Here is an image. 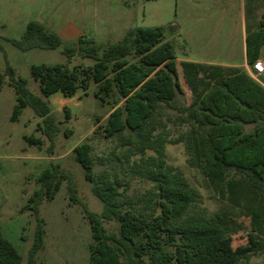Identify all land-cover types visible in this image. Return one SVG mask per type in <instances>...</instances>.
I'll use <instances>...</instances> for the list:
<instances>
[{
	"label": "trees",
	"instance_id": "1",
	"mask_svg": "<svg viewBox=\"0 0 264 264\" xmlns=\"http://www.w3.org/2000/svg\"><path fill=\"white\" fill-rule=\"evenodd\" d=\"M6 41L22 52L59 49L66 58L65 64L30 66L39 95L27 88L24 79L15 77L13 67L7 65L5 73L0 72V87L7 76L8 86L15 93L11 121L16 122L22 110L29 108L41 119L37 131L52 146L60 128L51 111L50 96L60 93L72 98L78 91L86 95L94 85L93 97L100 103L108 104L115 98L112 111L99 126L104 138H117V145L126 147L122 156L127 173L153 185L144 205H132L120 190V178L108 170L95 175L90 144L76 145L73 157L82 166L102 209L99 213L91 211L82 202L72 178L58 164L43 169L35 177L38 188L24 207L33 212L36 220L27 264H34L44 241L39 203L54 199L63 180L70 200L82 208L89 225L91 243L86 264H245L252 255L264 254L262 242L234 248L232 237L236 230L223 224L218 216L190 212L199 193L189 187L179 169L166 163L165 151L167 143H183L190 166L199 169L216 189L242 194L246 204L252 201L246 197L248 194H264L262 75L258 82L239 68L187 61L178 64L174 44L167 39L164 26L129 28L120 41L100 48L85 36L76 43L63 44L57 33L30 21L19 39ZM262 47L264 11L255 25H246L250 66L260 58ZM77 56L92 64L71 65ZM179 73L191 94L189 104L178 100L183 94ZM120 101L123 103L118 105ZM167 111L177 115L173 119ZM170 122L187 129L170 139ZM23 138L31 146L43 145L39 137ZM136 156L139 160L129 164ZM230 171L240 174V178L227 179ZM245 207L252 213V226L259 230L260 213L249 205ZM110 222L116 224V232L105 228L104 223ZM21 262L16 247L0 232V264Z\"/></svg>",
	"mask_w": 264,
	"mask_h": 264
},
{
	"label": "rangeland",
	"instance_id": "2",
	"mask_svg": "<svg viewBox=\"0 0 264 264\" xmlns=\"http://www.w3.org/2000/svg\"><path fill=\"white\" fill-rule=\"evenodd\" d=\"M262 11L264 0H0V72L5 73L7 65L13 67L15 77L24 79L27 88L39 95L30 66L66 63L59 49L22 52L6 41V38L19 39L30 21L40 22L55 33L72 24L100 48L120 41L125 29L164 26L167 39L174 44L177 59L238 64L242 61V22L245 21L247 26L255 25ZM76 40L63 41V44L76 43ZM70 64L90 65L92 61L77 56ZM179 79L183 94L178 100L189 104L191 94L181 73ZM94 89L91 85L86 95L78 91L72 98L60 97V93L50 96L51 111L60 128L50 146L37 131L41 119L29 108L22 110L16 122L11 121L15 93L8 86L7 76L4 77L0 87V232L22 256L21 264H27L36 226L33 212L24 207L38 188L35 177L43 169L58 164L72 178L82 202L91 211L99 213L102 209L101 201L91 192V183L84 177L82 166L73 157L72 150L76 145L90 144L95 175L108 170L120 178L123 181L120 190H124L125 199L132 205L138 208L144 205L153 190L150 181L126 172L127 162L122 156L126 147L118 146L117 138H104L99 126L112 111L115 98L108 104L100 103L93 97ZM122 103L120 101L118 105ZM167 114L173 119L177 115L172 111ZM186 129L185 125L168 123L169 138H177ZM25 135L41 138V148L29 145L23 138ZM165 151L166 163L179 169L189 187L199 193L190 212L206 217L218 216L223 224L236 230L232 237L234 248L264 243V194H248L246 197L252 201L246 204L242 194L216 189L199 169L190 166L183 143H167ZM135 160L139 157H132L129 164ZM240 176L230 171L227 179H239ZM246 205L260 213L257 218L259 230L252 226V213ZM39 214L43 220L44 241L34 264H86L90 229L82 208L70 200L65 180L54 199L40 201ZM104 226L109 232H116L114 222L104 223ZM262 262L264 254L257 253L245 264Z\"/></svg>",
	"mask_w": 264,
	"mask_h": 264
},
{
	"label": "crops",
	"instance_id": "3",
	"mask_svg": "<svg viewBox=\"0 0 264 264\" xmlns=\"http://www.w3.org/2000/svg\"><path fill=\"white\" fill-rule=\"evenodd\" d=\"M242 24H243V32H242V44H241V46H242V55H241L242 61H241V63H238V64H226V63L214 64V63L194 62V61H191V60H189L187 58L186 59H177L176 58L177 63L179 64L182 61H187V62H194V63H199V64H206V65H218V66H224V67L239 68V69H242L243 71H245L254 80L260 82V80L255 77V74L252 71L251 66H250V64L247 61V54H246V25H245V21H243ZM126 30L127 29H125V31ZM56 33L59 35L61 40L65 41V42L66 41H71L74 38L78 39L80 36L84 35L83 32L78 27H76V26H74L72 24H68V25L62 27ZM259 60H264V53H261V56H260ZM262 77H264V75H262ZM60 97H63V96L61 95ZM63 98H65V97H63ZM246 129H247V127H246Z\"/></svg>",
	"mask_w": 264,
	"mask_h": 264
},
{
	"label": "built area",
	"instance_id": "4",
	"mask_svg": "<svg viewBox=\"0 0 264 264\" xmlns=\"http://www.w3.org/2000/svg\"><path fill=\"white\" fill-rule=\"evenodd\" d=\"M251 69L254 72L256 78L261 75H264V60H256L252 64Z\"/></svg>",
	"mask_w": 264,
	"mask_h": 264
}]
</instances>
